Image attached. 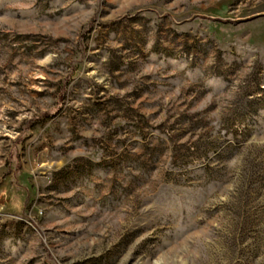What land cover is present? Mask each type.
Masks as SVG:
<instances>
[{
    "label": "rangeland",
    "instance_id": "obj_1",
    "mask_svg": "<svg viewBox=\"0 0 264 264\" xmlns=\"http://www.w3.org/2000/svg\"><path fill=\"white\" fill-rule=\"evenodd\" d=\"M0 264H264V0H0Z\"/></svg>",
    "mask_w": 264,
    "mask_h": 264
}]
</instances>
